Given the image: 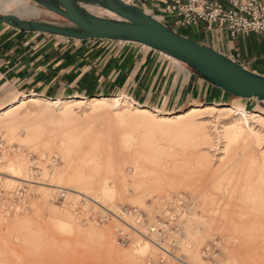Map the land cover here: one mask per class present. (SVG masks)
Returning a JSON list of instances; mask_svg holds the SVG:
<instances>
[{"label": "rangeland", "instance_id": "obj_1", "mask_svg": "<svg viewBox=\"0 0 264 264\" xmlns=\"http://www.w3.org/2000/svg\"><path fill=\"white\" fill-rule=\"evenodd\" d=\"M23 1L28 5L0 13L73 26L38 1ZM90 11L119 18L97 5ZM221 92L216 100L161 109L168 117L148 113L153 124L123 104L64 108L66 99L26 107L21 112L30 114L13 125L0 123L7 143L0 157V264H264V100ZM102 95L116 94L86 97ZM195 106L206 109L175 118ZM242 111L260 117L248 118L249 135L236 144L229 134ZM18 192L25 195L20 203ZM127 207L144 211L140 219L125 215L139 231L110 211Z\"/></svg>", "mask_w": 264, "mask_h": 264}, {"label": "crops", "instance_id": "obj_2", "mask_svg": "<svg viewBox=\"0 0 264 264\" xmlns=\"http://www.w3.org/2000/svg\"><path fill=\"white\" fill-rule=\"evenodd\" d=\"M217 1L228 5V0ZM246 1L240 0L241 3ZM14 2L17 8L28 5L23 0ZM187 2L183 0V3ZM167 3L168 0L134 2L180 34L229 57L237 56V61L245 68L264 76V33L246 31L232 35L226 27L216 23L209 28L204 22L177 28L167 12ZM0 11L7 12L2 2ZM31 13L41 12L32 7ZM145 47L138 42L69 38L26 31L2 23L0 105L33 95L51 101L65 102L66 99L89 104L96 98H118L121 104H130L144 116L149 112L142 111L147 109L157 117H168L171 114L162 110L181 101L223 98L221 91L224 89L210 83L190 66L159 60L160 56L155 54L157 50L153 49V52L151 47H147L149 50ZM94 94L116 95L86 97ZM134 104L138 106L134 107ZM195 107L192 108L203 110L202 106Z\"/></svg>", "mask_w": 264, "mask_h": 264}, {"label": "water", "instance_id": "obj_3", "mask_svg": "<svg viewBox=\"0 0 264 264\" xmlns=\"http://www.w3.org/2000/svg\"><path fill=\"white\" fill-rule=\"evenodd\" d=\"M73 26L25 20L14 13H0V24L21 30L51 33L69 38H96L138 42L166 53L202 74L210 83L242 98L264 100V76L200 42L186 37L139 5L126 0H36ZM103 7L119 18L95 15L84 5Z\"/></svg>", "mask_w": 264, "mask_h": 264}, {"label": "built area", "instance_id": "obj_4", "mask_svg": "<svg viewBox=\"0 0 264 264\" xmlns=\"http://www.w3.org/2000/svg\"><path fill=\"white\" fill-rule=\"evenodd\" d=\"M126 1L134 4V2L144 3L149 0ZM166 9L173 20V25L177 28L198 25L204 22L209 28L216 23L226 27L232 35L246 31L264 33V0H247L244 3H241L240 0H228L227 6L217 0H188L187 3H183V0H168ZM230 58L237 61L238 57L232 56ZM6 147V140L0 135V157ZM24 198L23 192L17 193V202L20 203ZM179 198L180 201L184 200L181 197ZM110 211L121 219L128 228L135 231L138 230L137 225L135 226V224L128 222L121 214L113 210ZM122 212L125 215L134 214L139 219L144 214V211L137 207H127ZM137 224H141L140 221ZM149 232L151 234L154 229L149 228ZM118 237L123 244L130 242L129 233L122 228L118 231Z\"/></svg>", "mask_w": 264, "mask_h": 264}, {"label": "bare ground", "instance_id": "obj_5", "mask_svg": "<svg viewBox=\"0 0 264 264\" xmlns=\"http://www.w3.org/2000/svg\"><path fill=\"white\" fill-rule=\"evenodd\" d=\"M0 2H2L4 5H5V7L7 8V9H11L12 8V6H14L13 4L15 3L14 2V0H0ZM85 6V8L86 9H88L89 11L92 9V7H93V5H84ZM146 10V9H145ZM146 12H148V13H150L148 10H146ZM140 44H142V43H140ZM142 45H144V44H142ZM144 46H146V47H149V46H147V45H144ZM161 53H163V52H161ZM163 54H165L166 56H168V57H171L170 55H168V54H166V53H163ZM171 58H174V57H171ZM174 59H176V58H174ZM176 60H178V59H176ZM178 61H180V60H178ZM81 98V97H80ZM255 98V97H254ZM122 99V98H121ZM104 102H111L113 105H119V104H121V102H120V100L118 99V98H114V99H107V98H96V99H94L93 100V105H100V104H103ZM61 103H64V102H61V101H51V100H47V99H44V98H42V97H39V96H36V95H33V96H29V97H23V98H21V99H19L16 103H14V104H11V105H9L8 107H5V108H3V109H0V123L1 124H3V125H8V124H10V123H12V125H13V123L14 122H18L21 118H23V117H27L28 116V114H30V112L29 111H27L26 113H22L21 111H22V109H24V108H26V107H29V106H37L40 110H42L43 108H47V107H49V106H51V107H57L59 104H61ZM72 103V101H66L65 103H64V108H67V107H69L70 105H72L71 104ZM74 103H76V104H81V103H83L82 101H76V102H74ZM123 104H125L124 106H128V107H132L130 104H127V103H123ZM105 105V104H104ZM109 105H111V104H109ZM81 106V105H80ZM238 106V105H237ZM236 106V107H237ZM196 108V107H195ZM235 108H233V106L231 107V108H228V110L230 111V112H235V110H234ZM130 110V109H129ZM190 110H191V108H190ZM197 110H200V109H192V111H189V112H187L186 114L184 113V114H180V115H177L175 118L176 119H180V118H182V117H184V116H186V115H188V114H190V113H193L194 111H196V112H198ZM204 110V109H203ZM125 111V110H124ZM128 112V111H127ZM126 112V113H127ZM142 112H144L145 114H147L148 112L149 113H151L150 111H148L147 109L145 110V111H142ZM119 113V112H118ZM241 113V119H239V120H237L236 121V123H234L231 127H232V130L230 131V139L232 140V141H234L235 143L236 142H239L240 140H242V139H244V138H246V137H248V135H249V126H248V118L250 117V116H252V117H255L256 118V116H258V117H260L259 115H257V114H255V113H253V114H248L247 112H240ZM131 114V113H130ZM136 114V113H135ZM135 114H133V115H135ZM152 115H153V117H157L158 115L157 114H155V113H151ZM138 115V114H137ZM146 116H148V115H146ZM145 116V117H146ZM190 116H191V114H190ZM135 117V116H134ZM262 117V116H261ZM138 118V117H137ZM147 118V117H146ZM158 118V117H157ZM160 118H163V117H160ZM128 119V118H127ZM133 118H131L130 120H132ZM135 119V118H134ZM145 119V118H144ZM262 119V118H261ZM137 120V119H136ZM147 120H148V122L150 123V124H153L155 121H154V118H147ZM197 120V119H196ZM236 120V119H235ZM260 121V120H259ZM261 123V122H260ZM264 123V122H263ZM8 127V126H7ZM16 127V126H15ZM25 127V126H24ZM3 128V127H2ZM11 128V127H10ZM13 129V128H12ZM15 129V128H14ZM203 129V128H202ZM26 130H29V129H27L26 128ZM30 131H32V130H30ZM226 131V130H225ZM229 131V130H228ZM14 132V131H13ZM34 132V131H33ZM11 133V132H10ZM16 133V132H15ZM207 133V132H206ZM14 135V134H13ZM225 136V135H224ZM63 137V136H62ZM259 138V137H258ZM242 142V141H241ZM244 143V142H243ZM248 143V142H247ZM232 144V143H231ZM237 144V143H236ZM237 146V145H236ZM262 153H264L263 151H261ZM17 158V157H16ZM12 160V159H11ZM16 160V159H15ZM18 163V162H17ZM21 163V162H20ZM24 163V162H23ZM22 163V164H23ZM26 167V166H25ZM11 168V167H10ZM13 168V167H12ZM26 169H27V167H26ZM15 170H16V168H15ZM10 171V170H9ZM27 171H28V169H27ZM16 172V171H15ZM22 172V171H21ZM13 173V172H12ZM18 173V172H17ZM16 173V174H17ZM25 173H27L26 171H25ZM14 175V174H13ZM22 175H23V173H22ZM15 176V175H14ZM19 177V176H18ZM60 178H61V176H60ZM153 179V178H152ZM90 182H92V181H90ZM106 183H108V182H106ZM106 183H104V185H106ZM78 185V184H77ZM76 185V186H77ZM103 185V186H104ZM57 187H60V185L58 186L57 185ZM105 187V186H104ZM91 188H92V186H91ZM88 189V188H87ZM89 190V189H88ZM102 190H103V188H102ZM71 191H73L74 193L76 192L78 195H80V194H84V195H82V196H86V198H92L90 195H89V192H86V191H84V190H80V189H72L71 188ZM107 193H108V191H107ZM92 199H94V198H92ZM97 201V200H96ZM95 201V202H96ZM109 209H111V208H109ZM111 210H113V211H116L117 213H119V214H121L124 218H125V213H123L122 212V209L120 208L119 210L118 209H111ZM146 244V243H145ZM148 245V244H147ZM142 247H143V245H141ZM147 247V246H146ZM136 251H137V248L139 249V246L137 245L136 247ZM148 249V248H147ZM147 249H145V250H147ZM133 250H134V248H133ZM144 251V250H143ZM137 252H139V250L137 251ZM136 252V253H137ZM130 253V252H129Z\"/></svg>", "mask_w": 264, "mask_h": 264}]
</instances>
